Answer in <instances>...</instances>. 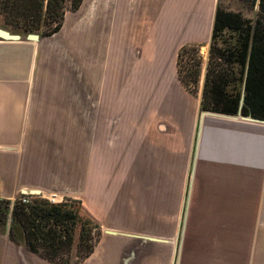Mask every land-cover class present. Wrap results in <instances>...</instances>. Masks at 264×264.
<instances>
[{
	"label": "crops",
	"instance_id": "crops-1",
	"mask_svg": "<svg viewBox=\"0 0 264 264\" xmlns=\"http://www.w3.org/2000/svg\"><path fill=\"white\" fill-rule=\"evenodd\" d=\"M216 7L217 0H83L51 36L32 40L10 30L20 38L0 36V197L14 200L38 189L60 201H82L103 233L80 264H264V123L206 112L188 184L184 148L194 113L184 134L183 126L169 133L168 119L160 124L153 144L151 112L137 113L142 105L129 94L122 99L120 60L130 57L122 43L135 28L150 42L165 36L164 51L156 46L153 55L150 43L145 51L150 59L174 56L179 80V50L210 47ZM197 100L200 108L202 95ZM122 131L134 158L115 163L121 161ZM173 144L177 153L168 149ZM138 169L155 170L159 179L145 178L140 185ZM111 170L119 172L116 178ZM169 185L177 196L190 188L180 241L156 229L155 207L146 197L160 189L155 198L163 224ZM9 231V223L0 225V264H56L12 240Z\"/></svg>",
	"mask_w": 264,
	"mask_h": 264
},
{
	"label": "trees",
	"instance_id": "trees-1",
	"mask_svg": "<svg viewBox=\"0 0 264 264\" xmlns=\"http://www.w3.org/2000/svg\"><path fill=\"white\" fill-rule=\"evenodd\" d=\"M3 1L5 27L12 32L39 33L46 22L51 28L42 35L51 36L63 26L66 0ZM82 1L73 0L71 10L77 11ZM238 1L235 9L227 8L224 0L217 2L200 109L264 119V0ZM257 4V16H250ZM191 51L198 56L184 74L181 64ZM177 66L179 80L195 93L192 82L199 84L203 68L200 46H182ZM23 197L30 199L24 202ZM8 223L12 240L56 264H80L95 251L103 233L82 201L52 202L42 194L0 197V224Z\"/></svg>",
	"mask_w": 264,
	"mask_h": 264
},
{
	"label": "rangeland",
	"instance_id": "rangeland-1",
	"mask_svg": "<svg viewBox=\"0 0 264 264\" xmlns=\"http://www.w3.org/2000/svg\"><path fill=\"white\" fill-rule=\"evenodd\" d=\"M72 1L73 0H66L64 2V10L67 12L72 11ZM218 2V0H217ZM239 1L238 0H224V5L229 9H235L238 7ZM2 6L4 7V1H1ZM246 5V4H245ZM3 7L1 10L0 6V23L4 26L6 25V13L3 12ZM245 10H247V6H244ZM80 9V8H79ZM78 9V10H79ZM259 12V5L257 4L255 9L248 12L250 16L254 15V17L257 16V13ZM66 13L64 17V21L66 18ZM63 21V25H64ZM42 29L39 33H25L20 32L24 36L28 34H38L41 37H47L43 36V32L49 30L51 27L47 25L46 22L42 23ZM55 23L52 25L54 26ZM48 26V27H47ZM63 27V26H62ZM147 31L149 32L150 27L146 26ZM141 28H135L134 33L130 36H128L129 40L123 42L122 45L124 49H122V53L129 54V58H121L120 60V78H121V92H122V99H126L128 94L129 98L131 100L137 99L138 104H141L142 106H138L137 113H142L143 115H152V118L154 120V127L152 129L153 133V144H157L156 139L159 137V132L161 131L159 129L160 124L165 125L166 122L170 121L171 124L168 125L169 133H172L173 131H180L182 129V126L184 129L182 131L183 134L186 133V124L188 117L192 115L193 117V125L189 128V132L186 133L189 134L188 137V146L185 145L184 151L186 152L184 163L186 166L185 170V176L184 179H189L188 184L190 183L192 179L193 174V168L195 163V155L198 150V142L200 137V128H201V120L203 119L204 113L208 111H201L198 105V100L201 95H203V85H202V79L199 82V84L195 87L194 83L192 82L191 88L195 89V93H189L182 85L179 83V80L177 79V75L174 69V56L171 55L168 56V59L166 58H158L156 59H150L147 57L148 52L146 53L145 44L148 43L152 44L149 47L151 48L152 54L155 55L156 51L154 50L157 46L159 51H164V48L167 46L166 38L163 35H160L159 37H153V40L150 42L148 40V35L142 33L140 31ZM17 33V32H15ZM151 33V32H150ZM148 40V41H147ZM146 41V42H145ZM172 41V39H170ZM170 45H175V49L178 45L176 43H169ZM129 47V48H127ZM206 44L202 45L200 48V55L204 57L203 59V67L205 65V61L207 60V56H209L210 47ZM149 48V49H150ZM208 48V49H207ZM169 49H172L171 47ZM203 52V54H202ZM171 53V50L169 51V54ZM174 53V52H173ZM198 55L194 53V51H191L187 55H185L181 67L184 69V74L187 72L189 68L192 67V64L194 62V59ZM141 100H143L141 102ZM147 100V101H146ZM151 100V104L149 105V101ZM183 100V101H182ZM185 101V102H184ZM198 105V106H197ZM151 110V111H150ZM194 111V112H193ZM123 115V113H122ZM168 119V121H167ZM125 118L122 117V130H125L126 122H124ZM180 127V128H179ZM124 132L122 131V138H121V161H119V157L115 160V163H124L133 161L134 155L129 156L127 153L128 151V139L124 138ZM177 133V132H176ZM176 133L174 135H176ZM179 139H172L171 142L177 141ZM187 144V143H186ZM168 149L170 152L177 153L176 144L173 146L169 145ZM125 151V152H124ZM124 152V153H123ZM153 154H156L155 151H153ZM169 154V158H170ZM174 156V154H173ZM140 156H137V167H140L141 161H139ZM174 163L177 161V156L173 157ZM106 162L111 161V156L106 155ZM159 158H156V161H158ZM154 161V162H156ZM119 172H113L111 170L110 178L114 177L116 178V174ZM174 171H170L169 175H173L172 177L176 178ZM126 174L127 172L122 171V175ZM131 174V173H130ZM108 176V177H109ZM136 178H138L139 182L138 184H142L143 180L145 178L150 179L152 182H155L159 179V174L155 170L146 171L145 170H137L136 171ZM134 177V178H135ZM119 178V177H118ZM141 189H144L141 187ZM189 185L186 188V192L182 194V192L177 196L172 188L171 185L168 187V195L165 197V204L162 205V213L168 215V219H163L162 221H157V207L160 205V203H156L157 199L155 196L158 193H155L159 191L160 189L156 188L153 192V197L151 196V193H146V197L148 202L152 201L153 208L155 207L153 213V222L154 226L161 227L163 231L168 233V236L174 237L177 240L180 241L182 236V231L184 227V223L186 220V214H187V205L189 203ZM144 192V191H143ZM48 196V195H47ZM47 196H44L45 198H48ZM55 202H61L60 197H56ZM151 203V204H152ZM159 210V209H158ZM160 211V210H159ZM163 214V218L165 215ZM158 223V225H157ZM1 225V224H0ZM109 230V229H107ZM106 230V231H107Z\"/></svg>",
	"mask_w": 264,
	"mask_h": 264
},
{
	"label": "water",
	"instance_id": "water-1",
	"mask_svg": "<svg viewBox=\"0 0 264 264\" xmlns=\"http://www.w3.org/2000/svg\"><path fill=\"white\" fill-rule=\"evenodd\" d=\"M0 36L10 39V40H15V39H19L20 36L16 35V34H12L9 30H6L4 28L0 27ZM29 38H31L32 40H37L39 38L38 34H29ZM205 114V113H204ZM237 117H241L245 120H249V121H253V122H259V123H264V119L262 118H257V117H253V116H247V115H241V116H237ZM24 194L27 195H40L41 191L38 189H32V190H24ZM107 232L109 233H115L114 230H107Z\"/></svg>",
	"mask_w": 264,
	"mask_h": 264
},
{
	"label": "built area",
	"instance_id": "built-area-1",
	"mask_svg": "<svg viewBox=\"0 0 264 264\" xmlns=\"http://www.w3.org/2000/svg\"><path fill=\"white\" fill-rule=\"evenodd\" d=\"M56 195L55 194H52L51 196H49L48 198L52 201V202H55L56 201ZM30 199V197H23V201L24 202H28Z\"/></svg>",
	"mask_w": 264,
	"mask_h": 264
}]
</instances>
